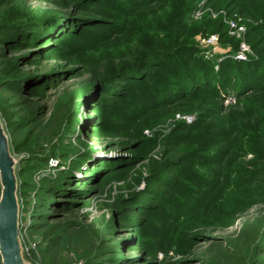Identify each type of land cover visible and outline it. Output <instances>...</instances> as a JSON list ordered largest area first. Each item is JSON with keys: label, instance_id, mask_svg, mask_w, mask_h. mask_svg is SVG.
I'll use <instances>...</instances> for the list:
<instances>
[{"label": "rangeland", "instance_id": "rangeland-1", "mask_svg": "<svg viewBox=\"0 0 264 264\" xmlns=\"http://www.w3.org/2000/svg\"><path fill=\"white\" fill-rule=\"evenodd\" d=\"M0 118L30 264H264V0H0Z\"/></svg>", "mask_w": 264, "mask_h": 264}, {"label": "water", "instance_id": "water-1", "mask_svg": "<svg viewBox=\"0 0 264 264\" xmlns=\"http://www.w3.org/2000/svg\"><path fill=\"white\" fill-rule=\"evenodd\" d=\"M15 160L0 118V264H30L19 237V204Z\"/></svg>", "mask_w": 264, "mask_h": 264}]
</instances>
